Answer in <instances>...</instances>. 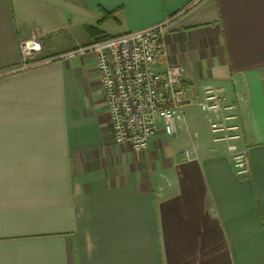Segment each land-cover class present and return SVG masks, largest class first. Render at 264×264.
<instances>
[{"label":"crops","instance_id":"1","mask_svg":"<svg viewBox=\"0 0 264 264\" xmlns=\"http://www.w3.org/2000/svg\"><path fill=\"white\" fill-rule=\"evenodd\" d=\"M160 23L186 103L136 151L94 56L68 53ZM208 84L237 104L246 175L212 139ZM0 264H264V0H0Z\"/></svg>","mask_w":264,"mask_h":264},{"label":"built area","instance_id":"2","mask_svg":"<svg viewBox=\"0 0 264 264\" xmlns=\"http://www.w3.org/2000/svg\"><path fill=\"white\" fill-rule=\"evenodd\" d=\"M164 26L111 35L68 53L94 56L115 141L128 143L136 151L148 148L160 120L168 135L175 134L186 103L183 65L159 66L167 49ZM198 104L209 119L212 139L228 143L236 174H248V151L239 146L242 125L237 104L209 84Z\"/></svg>","mask_w":264,"mask_h":264},{"label":"trees","instance_id":"3","mask_svg":"<svg viewBox=\"0 0 264 264\" xmlns=\"http://www.w3.org/2000/svg\"><path fill=\"white\" fill-rule=\"evenodd\" d=\"M107 18H114V11H104L103 13V17L102 19L98 22L99 24H101L100 22H102L103 20L107 19ZM90 31L94 32H101L98 26H92L90 27ZM111 35L109 34H104L102 33L98 38H96L95 40H100V39H105L110 37Z\"/></svg>","mask_w":264,"mask_h":264}]
</instances>
